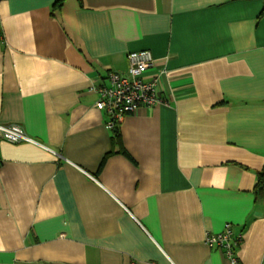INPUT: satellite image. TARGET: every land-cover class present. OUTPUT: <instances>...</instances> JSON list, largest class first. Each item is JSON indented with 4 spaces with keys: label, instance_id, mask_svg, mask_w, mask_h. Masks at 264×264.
I'll list each match as a JSON object with an SVG mask.
<instances>
[{
    "label": "crops",
    "instance_id": "0c3cea01",
    "mask_svg": "<svg viewBox=\"0 0 264 264\" xmlns=\"http://www.w3.org/2000/svg\"><path fill=\"white\" fill-rule=\"evenodd\" d=\"M61 5L58 7V2ZM151 52L161 102L96 108ZM0 264H264V0H2Z\"/></svg>",
    "mask_w": 264,
    "mask_h": 264
},
{
    "label": "built area",
    "instance_id": "2783aa9c",
    "mask_svg": "<svg viewBox=\"0 0 264 264\" xmlns=\"http://www.w3.org/2000/svg\"><path fill=\"white\" fill-rule=\"evenodd\" d=\"M128 62L127 75L111 72L110 86L100 88L98 91L100 99L96 103V108L105 111L109 116L110 129L122 122L127 114L138 112L143 107H152L162 101L158 95L159 78L145 79V74L154 64L151 52L131 53L128 55ZM0 135L13 144H38L19 125H0ZM205 243L223 250L234 264L237 263L234 253L240 244V237L235 236L231 224H226L224 231L219 234H207Z\"/></svg>",
    "mask_w": 264,
    "mask_h": 264
},
{
    "label": "trees",
    "instance_id": "16d2710c",
    "mask_svg": "<svg viewBox=\"0 0 264 264\" xmlns=\"http://www.w3.org/2000/svg\"><path fill=\"white\" fill-rule=\"evenodd\" d=\"M63 1V0H62ZM61 5V1L58 2L57 6L59 7ZM112 133H113V138L114 141L116 143H120V132H119V127L115 126L112 129ZM257 187L261 190H263L264 188V172H262L261 174H259L258 177V182H257Z\"/></svg>",
    "mask_w": 264,
    "mask_h": 264
}]
</instances>
